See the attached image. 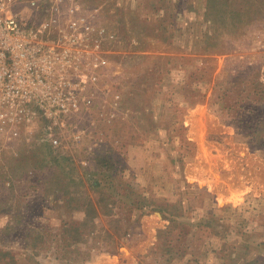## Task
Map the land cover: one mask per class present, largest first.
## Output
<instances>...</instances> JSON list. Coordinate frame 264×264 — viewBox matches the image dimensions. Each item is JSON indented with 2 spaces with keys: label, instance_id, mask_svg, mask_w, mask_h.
Wrapping results in <instances>:
<instances>
[{
  "label": "rangeland",
  "instance_id": "374dc122",
  "mask_svg": "<svg viewBox=\"0 0 264 264\" xmlns=\"http://www.w3.org/2000/svg\"><path fill=\"white\" fill-rule=\"evenodd\" d=\"M38 2L33 69L0 68V264H264V0Z\"/></svg>",
  "mask_w": 264,
  "mask_h": 264
},
{
  "label": "built area",
  "instance_id": "2783aa9c",
  "mask_svg": "<svg viewBox=\"0 0 264 264\" xmlns=\"http://www.w3.org/2000/svg\"><path fill=\"white\" fill-rule=\"evenodd\" d=\"M38 0H0V68L5 69V59L7 58L5 51L8 54L17 55V62L12 58V69H33V55L31 54L29 43L26 38H33V28L28 27V21L31 19L33 10L39 8ZM56 5H52L54 8ZM58 7V6H56ZM30 11V17L27 12ZM54 18V17H52ZM51 18V19H52ZM50 22H47V28ZM78 23L73 22L76 26ZM22 58H26L23 61ZM30 58V59H29Z\"/></svg>",
  "mask_w": 264,
  "mask_h": 264
},
{
  "label": "bare ground",
  "instance_id": "6f19581e",
  "mask_svg": "<svg viewBox=\"0 0 264 264\" xmlns=\"http://www.w3.org/2000/svg\"><path fill=\"white\" fill-rule=\"evenodd\" d=\"M217 187V186H216Z\"/></svg>",
  "mask_w": 264,
  "mask_h": 264
}]
</instances>
